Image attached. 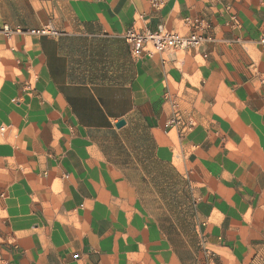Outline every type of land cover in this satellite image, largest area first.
<instances>
[{
    "label": "crops",
    "instance_id": "1",
    "mask_svg": "<svg viewBox=\"0 0 264 264\" xmlns=\"http://www.w3.org/2000/svg\"><path fill=\"white\" fill-rule=\"evenodd\" d=\"M159 1L0 0V264H264V0Z\"/></svg>",
    "mask_w": 264,
    "mask_h": 264
},
{
    "label": "built area",
    "instance_id": "2",
    "mask_svg": "<svg viewBox=\"0 0 264 264\" xmlns=\"http://www.w3.org/2000/svg\"><path fill=\"white\" fill-rule=\"evenodd\" d=\"M153 7H159V0H152ZM236 22V17L232 18ZM205 24L203 21H196L195 31L190 35H180L178 33L168 32L164 27H159L156 32L137 33L135 30H130L124 35L125 42L130 47L132 54L136 58L148 57L153 58L157 54L165 53L167 51H187L198 49L210 41V38L204 34ZM7 34L10 32L7 30ZM23 33L21 29L16 31ZM32 35L58 37L59 33L52 27H45L39 31H27ZM264 43V41H263ZM168 128L173 129L183 126L184 130L189 131L194 127L192 121L184 122L181 112L173 103V114L167 123Z\"/></svg>",
    "mask_w": 264,
    "mask_h": 264
},
{
    "label": "water",
    "instance_id": "3",
    "mask_svg": "<svg viewBox=\"0 0 264 264\" xmlns=\"http://www.w3.org/2000/svg\"><path fill=\"white\" fill-rule=\"evenodd\" d=\"M124 125H125V122L122 121V122H120V123L117 125V127H118V128H122Z\"/></svg>",
    "mask_w": 264,
    "mask_h": 264
}]
</instances>
